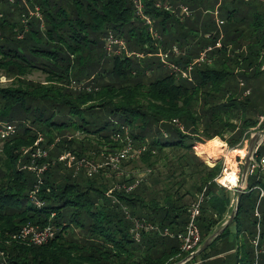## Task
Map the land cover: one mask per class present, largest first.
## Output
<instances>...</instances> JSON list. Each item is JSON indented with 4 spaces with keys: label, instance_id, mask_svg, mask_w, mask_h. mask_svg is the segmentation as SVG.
Instances as JSON below:
<instances>
[{
    "label": "trees",
    "instance_id": "obj_1",
    "mask_svg": "<svg viewBox=\"0 0 264 264\" xmlns=\"http://www.w3.org/2000/svg\"><path fill=\"white\" fill-rule=\"evenodd\" d=\"M135 1L0 0V77L13 80L0 87V124L16 126L0 152V264H169L181 254V242L153 232L136 242L130 218L176 236L186 231L202 197L196 219L202 244L231 213L234 194L217 183L222 164L208 166L193 147L219 138L230 150L241 149L252 129L264 130V0L162 1L177 14L157 7L161 0H140L160 40L137 14ZM10 7L27 22L16 21ZM35 7L42 20L28 16ZM109 36L124 40L135 55L108 57ZM173 46L180 54L170 59L181 68L207 49L211 63L195 65L192 82L183 79L156 56ZM37 70L45 84L27 79ZM72 82L83 88H71ZM126 133L136 148H147L126 162L137 160L135 167L150 172L131 192L124 187L136 180L128 175L108 178L101 169L93 179L57 162L62 154L88 161L98 149L109 155L123 147L114 138ZM40 135L48 157L35 165L49 167L34 200L39 177L28 169L31 153L22 149H32ZM255 156L264 158V142ZM263 174L248 176L234 222L196 260L264 261ZM26 225H49L56 233L44 246H28L13 238Z\"/></svg>",
    "mask_w": 264,
    "mask_h": 264
},
{
    "label": "built area",
    "instance_id": "obj_2",
    "mask_svg": "<svg viewBox=\"0 0 264 264\" xmlns=\"http://www.w3.org/2000/svg\"><path fill=\"white\" fill-rule=\"evenodd\" d=\"M162 1H166V0H161V2ZM162 4H163V8H165L167 11H171V13L177 14L176 13L177 9L173 8L171 5L164 4L163 2L162 3L159 2L157 4V7L161 8ZM135 6L137 9V14L141 16L142 19L146 22V25H148L152 37L155 40H160V37L154 31L151 20L148 17H146L143 13V5L141 1L136 0ZM178 10L181 11V14L185 16L190 15L189 9L185 6H181ZM28 16L30 18H36V19L42 20L40 9L38 7H35L34 10L28 8ZM214 17H215V21H216V25L218 29L221 30V27L223 26L224 22L219 18L218 11L214 12ZM23 18H24L23 24H25L27 22V18L25 16ZM2 19H3V14L0 13V21ZM222 37L223 36L221 35V38ZM17 38L18 40H20L23 38V35L20 34L18 35ZM216 47L221 48V43L219 42ZM211 50L212 49H207L204 52H202L199 55V57L193 63L189 64L186 68H181L176 63L172 62L170 59L171 55H175L177 57L180 54V51L178 50L176 46H173L171 51L169 50L164 51L160 48L156 56L159 58L163 66L167 68L172 74H175L183 79H186L192 82V76H191L192 68L198 64L211 63V61L207 57L208 52ZM105 51L108 57L125 56V57L130 58L131 56L135 55L134 53H130L128 51L124 40L114 38L113 36H109L106 39ZM136 56L140 58L144 57V55L142 54H137ZM148 56L151 57L152 55L148 54ZM263 70H264V67H263ZM70 86L71 88L79 89V90L83 88L82 84H77L75 82H72ZM240 86H244L242 81H240ZM249 94H250V91L247 90L245 92V95L248 96ZM177 126L181 130H183L182 126L180 125H177ZM15 131H16L15 125L7 124V123L0 124V144H3L5 140H7L12 135H14ZM114 141L120 142L123 147L107 155L106 161L102 162L101 164H94L85 159L78 160L75 162L74 159L70 157V155L68 154H62L61 156H59L57 159V162L65 164L67 168L74 169L76 174L79 173L80 171H85L88 177H92L93 175L99 173L101 169H105V168H109V169L112 168L113 170L118 171L119 166L123 161L137 159L139 156H141L143 153L147 151L146 147L136 148L133 145V142L131 141V139L128 137L127 133L123 137L121 135H117L114 138ZM43 142H44V139L40 135L38 139L36 140L35 146L32 149L31 148L22 149V152L24 154L31 153L32 165L28 167V169L36 173L37 177H39L38 183H37L38 185L36 186L35 191L31 195L32 199L34 200H35V195L37 194L39 190V187L42 185L41 175L49 167V164H46V163L42 164L40 167L35 165L36 160L47 159L48 157V151L43 149L42 147ZM52 148L53 147H51V149ZM55 164L56 163H52L53 166ZM257 170H261V172H264V158H262L260 161L255 160L254 157L252 158V161L248 169V175L254 174ZM119 175L121 176L123 175V173ZM142 181L143 180L138 179L134 182L133 185L129 187L125 186L124 189L127 192H131ZM263 196H264V193L261 192V197ZM201 203H202V197L200 198L198 203H196L192 207L191 218L186 228V231L176 236L174 234H171L167 230L162 231L158 226L153 225L144 219L130 218V215L127 213V217L130 218L132 221L131 234H132L133 240L136 242H140L144 234L151 233V232L158 233L164 237H171V238L176 237L181 242V248H180L181 254L177 257V259H175L174 261H171L169 264H201L199 260L195 259L196 258L195 254L200 248L201 241H202L199 228L196 225V219L200 215ZM36 205L38 207H41V205L38 202H36ZM256 216L260 218V215L258 214V212H256ZM258 230H259V226H258ZM55 233L56 232L54 231V229L49 225L41 229L33 225H26L13 238L17 242L28 245V246H44L48 244L54 238ZM258 242H259V231H258V237L254 241V245L256 248L258 247ZM255 264H258V258L256 259Z\"/></svg>",
    "mask_w": 264,
    "mask_h": 264
},
{
    "label": "rangeland",
    "instance_id": "obj_3",
    "mask_svg": "<svg viewBox=\"0 0 264 264\" xmlns=\"http://www.w3.org/2000/svg\"><path fill=\"white\" fill-rule=\"evenodd\" d=\"M10 2L13 5L15 3V0H10ZM2 6L3 5L0 4V13H2V11H1L2 10ZM12 7H14V6H12ZM12 7H10V8L12 9L13 14L15 13L14 19L16 21H23L24 18H23L22 15H20V12L15 11ZM262 77H264V76L262 75ZM27 79L30 80V81H34V82H39V83L45 84L46 76L41 71H38L37 70V71H34L31 75L27 76ZM12 81H13L12 79H9V78H7V77H5V76L2 75L0 77V87H2V88L7 87V86H9L12 83ZM240 81L241 80H239V84H240ZM240 89H242L241 86H240ZM246 91H247V89L245 90V92ZM245 92L243 94L244 97H246ZM262 120H263V118H262ZM236 122L238 124H240V121H236ZM260 131H262V130H259V129L256 128V129H252L250 132H251V135H255V134H257ZM78 135H76V136H78ZM228 136H229V134L226 135V137H228ZM67 137L70 138L71 136L68 135ZM81 137L82 136H80V138ZM214 139H216V138H214ZM217 139H219V138H217ZM219 140H220V142H223L224 143L225 147L223 149V152L221 150L219 152L217 151V152L214 153L215 155L218 156L217 159L214 161V163L211 162L209 159H207L206 158V155L204 153H203L204 154L203 155L202 152L200 151V147L201 146L210 144V142L212 140L211 141H208V142H206L204 144H198L197 143V144L194 145L193 149H194V151L197 152L196 155L199 158H201L204 161V163L207 164L208 166L214 167L215 165L221 163L222 164V174H221V177H222V176L226 175L227 173H229V170H228V166L226 164V161H227V158H231V153L233 151H235V150H230V148L228 147V145L224 141H222L221 139H219ZM218 144H220V143H218ZM2 146H3V144H0V152H1ZM236 150H244L245 151V157L242 158L241 156H238L237 155V156H234V158H232L233 162L236 164V168L234 170V173L238 177V184H237V186H234V187L226 186L225 185L226 187H228L227 188L228 190H234L235 188L237 190V188L239 186H243L242 171H243V165L245 163V159L247 158V155H248L249 139L244 142L243 147L241 149H236ZM113 152H115V151H113ZM106 153H108V152H105L104 153L101 149H98V150H96V151H94V152H92L90 154L89 157H91V158L88 159V161L89 162H92L94 164H101L102 162L106 161V158H107ZM255 155H256V153H255ZM255 157L256 156H254V159H256ZM137 160L130 161V162L123 161L120 164L118 171L113 170L112 168H110V169H104L105 170L104 171L105 177L111 178V176H112V178L114 177V178L120 179V178H123V177H120L119 174H122L123 173L124 175H128L129 176L127 178H134L135 180L140 179V180H143L142 182H146V180L148 179V176H149L150 172H149L148 168H146V167H140V166H136L135 167L134 164H135V162H137ZM78 174L79 175L81 174V176H84V177H88V175L86 174L85 171H80ZM99 174L97 173V174L93 175L92 176L93 179L94 178H98L97 176ZM88 178H90V177H88ZM245 186H246V184H244V187ZM234 202H236V200ZM232 232H233V228H232ZM236 238H237V236H236ZM235 241H236V239H235ZM236 242H238V241H236ZM263 263H264L263 259L262 258L259 259V264H263Z\"/></svg>",
    "mask_w": 264,
    "mask_h": 264
},
{
    "label": "water",
    "instance_id": "obj_4",
    "mask_svg": "<svg viewBox=\"0 0 264 264\" xmlns=\"http://www.w3.org/2000/svg\"><path fill=\"white\" fill-rule=\"evenodd\" d=\"M263 141H264V130L258 132L255 135L250 136L248 155H247V158L245 159V163L243 165V171H242V180L243 181H245L247 179L248 169H249L250 163L252 161V158L256 153L257 147H259ZM242 194H243V189H242V187H239L237 189L236 202H235V205H234V208H233V211H232L230 217L228 218V220L221 226V228L216 233H214L211 237H209L207 240H205L201 244L200 248L198 249V251L195 254V257L201 255L205 250H207L208 247L211 245V243L215 239H217L225 231V229H227L234 222V219L238 213L239 204H240Z\"/></svg>",
    "mask_w": 264,
    "mask_h": 264
},
{
    "label": "bare ground",
    "instance_id": "obj_5",
    "mask_svg": "<svg viewBox=\"0 0 264 264\" xmlns=\"http://www.w3.org/2000/svg\"><path fill=\"white\" fill-rule=\"evenodd\" d=\"M220 143V144H218ZM218 144V145H217ZM225 145L223 142H220L219 139H214L210 142L208 145H203L200 147V151L206 155V157L214 163V161L217 159V155H215V152H219L224 149ZM241 156L242 158L245 157V151L244 150H235L231 153V158H227L226 164L228 166L229 173L222 176L219 179V182L222 184H227L231 187H234L237 185L238 177L235 175L234 170L236 168V164L233 162L232 158L234 156ZM232 171V172H231ZM245 182V181H243ZM244 186V185H243Z\"/></svg>",
    "mask_w": 264,
    "mask_h": 264
},
{
    "label": "crops",
    "instance_id": "obj_6",
    "mask_svg": "<svg viewBox=\"0 0 264 264\" xmlns=\"http://www.w3.org/2000/svg\"><path fill=\"white\" fill-rule=\"evenodd\" d=\"M243 84H244V83H243ZM249 91H250V90H249ZM263 142H264V141H263ZM263 142H262V143H263ZM262 143H261V145H262ZM261 145H260V146H261ZM260 146H259V147H260ZM259 147H257V150H258ZM257 150H256V152H257ZM202 154H203V153H202ZM203 155H204V154H203ZM254 156H255V155H254ZM254 156H253V157H254ZM206 158H207V157H206ZM207 159H208V158H207ZM255 160H256V159H255ZM252 175H253V174H252ZM252 175H248V176H252ZM248 176H247V178H248ZM218 181H219V180H218ZM217 183H218L221 187H224V188H226V189L228 188V187H226V186H229V185H227V184H222L221 182H217ZM237 184H238V182H237ZM244 184H246L245 187H244V186H239V187H242V189H243V193H245V191H246V189H247V179H246V182L243 183V185H244ZM225 185H226V186H225ZM236 186H237V185H236ZM239 187H238V188H239ZM238 188H237V189H238ZM227 190H228V189H227ZM229 192H230L231 195L234 194V197H235V199H236V197H237V190H236V188H235L234 190H229ZM233 208H234V207H233ZM233 208H232V211H233ZM232 211H231V213H232ZM231 213L228 214V216H227V220H228V218L230 217ZM227 220H226V221H227ZM220 228H221V227H220ZM220 228H216V229L214 230L213 234L216 233ZM232 233L235 234V228H233V232H232ZM213 234H212V235H213ZM212 235H211V236H212ZM211 236H210V237H211ZM206 240H207V239H206ZM236 250H237V248H236V249L234 248L233 250H231V251L228 252L227 254H235V253H236ZM227 254H221L219 257L221 258V257H223V256H225V255H227ZM199 256H200V255H199ZM199 256H197V258H199ZM199 259H200V258H199ZM199 261H200L201 264H202V260H199Z\"/></svg>",
    "mask_w": 264,
    "mask_h": 264
}]
</instances>
